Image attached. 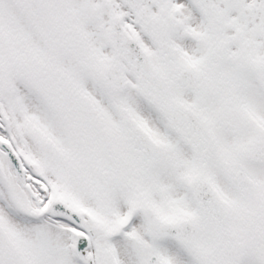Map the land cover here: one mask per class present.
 Instances as JSON below:
<instances>
[{
    "label": "snow or ice",
    "instance_id": "1",
    "mask_svg": "<svg viewBox=\"0 0 264 264\" xmlns=\"http://www.w3.org/2000/svg\"><path fill=\"white\" fill-rule=\"evenodd\" d=\"M0 264H264V0H0Z\"/></svg>",
    "mask_w": 264,
    "mask_h": 264
}]
</instances>
